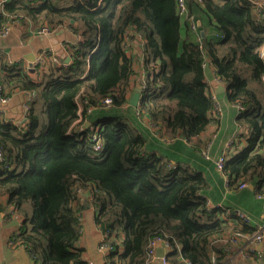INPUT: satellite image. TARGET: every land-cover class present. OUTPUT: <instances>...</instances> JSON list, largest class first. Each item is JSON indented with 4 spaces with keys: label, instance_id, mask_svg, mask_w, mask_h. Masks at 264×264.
<instances>
[{
    "label": "trees",
    "instance_id": "16d2710c",
    "mask_svg": "<svg viewBox=\"0 0 264 264\" xmlns=\"http://www.w3.org/2000/svg\"><path fill=\"white\" fill-rule=\"evenodd\" d=\"M64 1L69 5L12 0L8 15L0 14V30L13 20L32 21L39 28L66 25L81 36L69 47L71 61L48 79L33 81L27 71L0 64L7 95L30 96L25 128L0 121V197L22 217L13 243L34 264H88L79 246L86 194L102 244L110 247L107 264H146L148 244L157 238L171 245L169 264H226L231 240L255 229L242 223L231 231L222 209L211 208L203 194L204 174L173 167L149 150L139 118H148L163 139L199 144L214 110L209 65L228 100L241 107L237 122L247 130L239 135L244 148L227 154L222 173L230 189L254 185L264 196L262 10L253 0H187L189 15L202 24L193 30L178 0ZM137 80L142 94L134 112L129 100Z\"/></svg>",
    "mask_w": 264,
    "mask_h": 264
},
{
    "label": "crops",
    "instance_id": "0c3cea01",
    "mask_svg": "<svg viewBox=\"0 0 264 264\" xmlns=\"http://www.w3.org/2000/svg\"><path fill=\"white\" fill-rule=\"evenodd\" d=\"M11 1L0 0V14L8 15L5 6ZM60 1L67 3L64 0ZM220 1L216 0L218 3ZM253 2L258 8H264V0H253ZM9 26V33L0 35V64L14 65L22 72L27 71L33 81L48 79L52 77L56 68L62 67V64H68L66 60L69 58L71 61L69 47L81 40V36L66 25L53 28L48 25L42 26L41 28L47 26L51 29L49 34L40 33L41 28L32 21L13 20ZM201 32L206 35L204 30ZM129 45L130 51L135 55L138 52L136 40L130 41ZM261 55L264 60V47ZM40 60L45 65H41ZM6 71L2 76L7 75ZM136 71L139 78L144 76L139 63L136 65ZM205 75L208 93L215 101V105H219L221 112L218 114H215L214 111L211 112V124L201 134L198 140L199 144L180 137L176 140L163 139L155 130L151 129L148 118L141 117L139 121L150 134L147 136L149 150L163 155L173 167L183 166L204 174L208 186L203 194L211 208L222 209L221 216L231 224V231L240 229L243 223L242 220L236 218L235 211L241 210L251 219L250 224L247 225L254 228L255 233L253 235L237 234L231 240L232 247L226 264H264V239L262 242H257L255 238V234L264 228V201L256 195L255 188H250V185L245 188L239 186L236 189H230L228 178L216 167V161L223 152H227L230 157L239 153L245 146L244 139L240 140L239 135H246L247 130L239 126L237 122L241 109L228 100L227 88L225 92H219V83L221 82L215 77L214 71L209 65L205 69ZM137 85H140L139 81ZM135 89L130 98L135 93ZM7 92L6 89L2 96L9 98V101L7 103L0 101L2 122L25 128L29 96L25 92L15 90L11 91L8 96ZM129 107L134 112L138 109L130 104ZM126 108L128 107L126 106ZM125 114H128L127 110ZM85 125L90 127L91 122L88 121ZM231 142L233 143L229 144ZM87 196L84 194L79 203L81 209L79 246L84 249L88 264H107V251L101 246L104 234L96 225V209ZM0 204L4 206V209L0 211V264H34L29 252L24 247L16 246L13 243L16 234L20 231L22 217L12 206L8 205L6 196L0 197ZM165 255H168L167 248L159 243L156 258L150 264H164L162 258Z\"/></svg>",
    "mask_w": 264,
    "mask_h": 264
},
{
    "label": "built area",
    "instance_id": "2783aa9c",
    "mask_svg": "<svg viewBox=\"0 0 264 264\" xmlns=\"http://www.w3.org/2000/svg\"><path fill=\"white\" fill-rule=\"evenodd\" d=\"M198 1H201V0H198ZM178 5H179V8H180V14H181L182 18L190 20L191 28L193 30H196L197 26H198V23H196V21H195L193 16L189 15L187 0H178ZM260 9L262 10V13H263V16H264V8L262 7ZM9 30H10V26L4 27L2 30H0V35L8 34ZM40 33L49 34V33H51V29L49 27L45 26V27L40 29ZM39 62H40L41 65H45V63L42 60H40ZM3 92H6V89L3 86H0V101L2 103H7L9 101V98L3 97L2 96ZM29 100H30V96H29ZM110 105H111V100L107 99L104 102V106L105 107H110ZM237 106L239 107V109H241V107L239 105H237ZM90 111H91V109L89 110V112ZM213 111H214L215 114H218V113L221 112V109H220L219 105H215V101H214V110ZM137 114L139 115V112ZM2 118H3L2 117V111H0V121H2ZM80 121H81V118L78 119V122H80ZM94 140H97V144L94 147V149L96 151L101 150L102 146H101L97 136H94ZM232 143L233 142H231L229 144H232ZM226 157H227V152H223L220 155V157L218 158V160L216 161V167H217L218 170L222 171V169H223V167L225 165ZM3 160H4V154L0 150V162H2ZM240 187L241 188H245V187H247V185H242ZM258 197L261 198L264 201V196H258ZM234 215L238 219L242 220V222L245 223V224H250V222H251V219L249 218V216L247 214H245L244 212H242L241 210L235 211ZM238 236H240V235H238ZM255 238H256L257 242H262L263 241V239H264V228H261V230H259L255 234ZM104 239H105V236H104ZM159 243H162L163 245H165V247L167 248L168 253L171 250V245H169L165 240L157 238V239H154V240L150 241L149 244H148V247H147V262H146V264H150L156 258V250H157V245ZM101 246H102V249H104L105 251L110 250V247L107 244H101ZM166 256L167 255H165L162 258V261H163L164 264H168V261L166 260Z\"/></svg>",
    "mask_w": 264,
    "mask_h": 264
},
{
    "label": "water",
    "instance_id": "95a60500",
    "mask_svg": "<svg viewBox=\"0 0 264 264\" xmlns=\"http://www.w3.org/2000/svg\"><path fill=\"white\" fill-rule=\"evenodd\" d=\"M201 22H198V26H200ZM202 36H204V32H201ZM32 61V60H31ZM70 59L68 58L66 60V63H69ZM220 82V81H219ZM219 88L220 91L219 92H225L226 91V86L221 83H219ZM141 94H142V89L140 86L137 85L136 89H135V93L133 94V96L130 98L129 100V104L134 107V108H138L139 106V102L141 99ZM250 188L254 189V185H250ZM163 257V256H162Z\"/></svg>",
    "mask_w": 264,
    "mask_h": 264
}]
</instances>
